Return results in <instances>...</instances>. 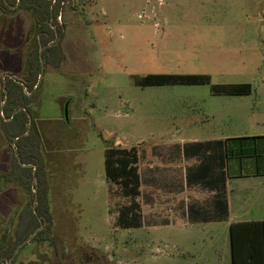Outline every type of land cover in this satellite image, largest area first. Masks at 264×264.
<instances>
[{
	"label": "rangeland",
	"instance_id": "1",
	"mask_svg": "<svg viewBox=\"0 0 264 264\" xmlns=\"http://www.w3.org/2000/svg\"><path fill=\"white\" fill-rule=\"evenodd\" d=\"M64 1L59 23L68 27L67 60L58 70L47 67L32 104L52 143L45 154L57 241L22 245L15 264H232L224 226L169 218L162 174L167 149L194 139L256 137L246 155L235 158L264 162V0ZM4 15L11 17H0V42L18 58L31 38L33 17L24 11ZM6 60L4 68L21 69L22 62ZM148 74L210 75L211 83L135 84V76ZM245 83L253 92L243 96L212 90ZM68 97L70 123L63 112ZM111 145L138 150L141 228L117 223L131 200L106 176ZM10 155L5 145L0 163L9 166ZM240 186L255 195L262 191L264 201V174ZM6 193L0 197V204L8 202L0 205V235L11 234L18 207L32 199L21 183ZM261 211L243 220L264 219Z\"/></svg>",
	"mask_w": 264,
	"mask_h": 264
},
{
	"label": "trees",
	"instance_id": "2",
	"mask_svg": "<svg viewBox=\"0 0 264 264\" xmlns=\"http://www.w3.org/2000/svg\"><path fill=\"white\" fill-rule=\"evenodd\" d=\"M64 0H0V12L4 14L24 11L33 17L31 38L25 46V53L18 58L12 57L11 49L4 47L0 42V75L4 72L6 78V91L9 99L3 111L1 107L5 101L4 80L2 79V104L0 105V159L3 156L5 145L10 147V165L0 163V197L3 198L10 186L24 185L32 199L30 205H21L17 210L15 219L16 225L12 227L10 235L5 232L0 235V264L11 261L17 248L26 241L41 226L44 228L32 240V242L50 241L55 244V237L52 235V220L50 202L48 198L49 175L47 173V159L45 150L51 146L48 139L47 129L40 130V120L37 113L32 109L33 100L36 94H29L38 83L42 70L40 50H44L43 58L46 66L58 68L61 66L65 56L62 44L55 42L56 32L53 26H58L61 33L62 25L59 24L60 12ZM17 5V10L12 8ZM0 14V17H11ZM17 18V17H13ZM54 19V22L52 20ZM25 31V30H24ZM60 36H62L60 34ZM31 44V45H30ZM51 44V45H50ZM50 45V46H49ZM7 58H13L14 63L22 62L19 70L4 68ZM23 73L25 84L9 75ZM134 82L137 86H164V85H207L211 83L210 75L201 74H148L144 77L135 76ZM212 90L216 94L243 96L253 92V85L227 84L215 85ZM32 115L33 124L30 132V118ZM51 122V121H50ZM53 122H55L53 120ZM47 123V121H46ZM49 131V129H47ZM28 133V134H27ZM44 133V134H43ZM16 147L13 146L14 141ZM256 137H240L230 139L233 145L240 146L236 150L238 155H246L245 147ZM229 141V140H228ZM244 147V148H243ZM17 151V153H16ZM187 152V150H185ZM48 153V151H47ZM18 154V155H17ZM139 153L137 148L131 149L115 145L108 146L105 150V170L107 178L122 188L123 195L131 200L129 205L120 209L117 223L121 229L141 228L144 224L142 206L137 200L141 195V175L139 167ZM36 168V172H35ZM35 174V175H34ZM38 184V201L36 212L34 210ZM34 188V189H33ZM8 203L4 201L0 205ZM10 207V206H9ZM231 248L233 264H264V220L242 221L232 223L230 226ZM17 258V257H16ZM16 258L12 264L16 263Z\"/></svg>",
	"mask_w": 264,
	"mask_h": 264
},
{
	"label": "crops",
	"instance_id": "3",
	"mask_svg": "<svg viewBox=\"0 0 264 264\" xmlns=\"http://www.w3.org/2000/svg\"><path fill=\"white\" fill-rule=\"evenodd\" d=\"M262 138L264 136H259V145L264 142ZM231 144L234 142L223 137L194 139L182 147L177 145L175 149H167L162 178L163 202L169 218L179 216L188 219L192 226L222 225L229 234L232 223L259 221L243 219L262 213V191L255 195L237 185L247 178L264 174V162L236 161L238 152L228 149ZM178 158L179 162L173 161ZM152 166L157 171L158 168ZM150 178L157 180L159 175L150 173Z\"/></svg>",
	"mask_w": 264,
	"mask_h": 264
},
{
	"label": "water",
	"instance_id": "4",
	"mask_svg": "<svg viewBox=\"0 0 264 264\" xmlns=\"http://www.w3.org/2000/svg\"><path fill=\"white\" fill-rule=\"evenodd\" d=\"M6 2H7V0H5ZM19 3H20V0H19ZM17 7V5L16 6H14V7H12V8H16ZM44 49L45 48H42L41 49V51H40V57H41V64H42V71H41V74H40V76H39V81H38V83H37V85L35 86V88H34V90H36L39 86H40V84L42 83V81H43V78H44V74H45V61H44V58H43V52H44ZM9 77L11 78V79H15V77L13 76V75H9ZM19 80H23L22 78H19ZM6 75L4 76V91H5V101H4V103H3V105H2V107H1V110L3 111V109H4V106H5V104H6V102L8 101V99H9V94H8V92L6 91ZM33 90V91H34ZM28 115H29V118H30V123H29V130H28V133L30 132V130H31V128H32V124H33V118H32V115L30 114V113H28ZM65 118H66V120L68 121L69 120V106H68V104L66 105V107H65ZM27 133V134H28ZM19 139V137H17V139L14 141V143H13V146L14 147H16V142H17V140ZM16 153H17V151H16ZM18 155V154H17ZM35 172H36V168H35ZM35 175V174H34ZM35 193H36V200H35V205L37 204V201H38V184H37V188L35 189ZM34 210H35V212H36V206L34 207ZM40 222H41V226H40V228H38L26 241H24L18 248H17V250H16V252H15V255H16V253H17V251L19 250V248L22 246V245H25V244H27V243H29V242H31L32 240H33V238L41 231V230H43V228H44V223H43V221L42 220H40ZM59 249H60V252H61V247H59ZM15 255H14V257H15ZM14 257L11 259V261H9L8 263H5V264H11L12 263V261H13V259H14Z\"/></svg>",
	"mask_w": 264,
	"mask_h": 264
},
{
	"label": "flooded vegetation",
	"instance_id": "5",
	"mask_svg": "<svg viewBox=\"0 0 264 264\" xmlns=\"http://www.w3.org/2000/svg\"><path fill=\"white\" fill-rule=\"evenodd\" d=\"M55 2H56V0H55ZM14 7V6H13ZM17 8V7H16ZM63 10V9H62ZM62 10H61V12H60V15L62 14ZM59 20H61V16L59 17ZM58 20V21H59ZM52 22H54V19L52 20ZM60 25H62V29H61V33H59L58 32V26L56 25V26H53V28H54V30H55V32H56V38H55V40L51 43V44H53V43H55V42H60V41H62L61 42V46H62V50H63V53H64V56H65V58H64V60H63V62H62V64H61V66L60 67H58V68H54V69H56V70H58V69H60L61 67H62V65H63V63H65V61L67 60V56H66V54H65V48H64V41H65V34H66V31H67V29H68V27L66 26V24H63V23H59ZM60 34L62 35V36H60ZM50 44V45H51ZM49 45V46H50ZM42 48H47V46H44V47H41V49ZM44 49V50H45ZM41 51V50H40ZM44 53V52H43ZM47 67H49V66H46L45 65V72H46V69H47ZM42 71V70H41ZM16 75H13L14 77H15V79L17 80V81H19L20 83H23V84H25V81H26V78H25V75L23 74V73H15ZM12 75V74H11ZM45 75V74H44ZM7 76L8 75H6V78H7ZM19 78H22L23 80H19ZM44 79V78H43ZM3 80H4V78H3ZM39 81V80H38ZM42 84H43V81H42V83L40 84V86L36 89V90H34V91H32V92H30L29 94L31 95V94H38V92L41 90V88H42ZM37 85V84H36ZM71 103H72V99H71V97H68L67 99H66V101H65V103H64V106H63V112H64V119H65V121H66V123H70V119L67 121L66 120V118H65V107H66V105L68 104V106H69V114H70V107H71Z\"/></svg>",
	"mask_w": 264,
	"mask_h": 264
}]
</instances>
